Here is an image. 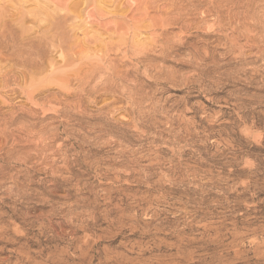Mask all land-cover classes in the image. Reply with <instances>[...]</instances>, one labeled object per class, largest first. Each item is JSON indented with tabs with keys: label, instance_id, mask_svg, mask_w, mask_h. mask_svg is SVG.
Instances as JSON below:
<instances>
[{
	"label": "rangeland",
	"instance_id": "374dc122",
	"mask_svg": "<svg viewBox=\"0 0 264 264\" xmlns=\"http://www.w3.org/2000/svg\"><path fill=\"white\" fill-rule=\"evenodd\" d=\"M0 264H264V0H0Z\"/></svg>",
	"mask_w": 264,
	"mask_h": 264
}]
</instances>
